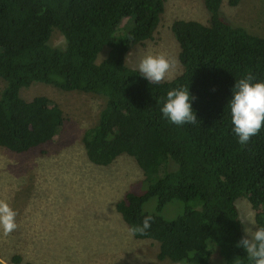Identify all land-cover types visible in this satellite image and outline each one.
<instances>
[{"label": "trees", "instance_id": "16d2710c", "mask_svg": "<svg viewBox=\"0 0 264 264\" xmlns=\"http://www.w3.org/2000/svg\"><path fill=\"white\" fill-rule=\"evenodd\" d=\"M223 1L203 0L209 24L173 22L183 72L150 84L126 57L154 38L165 0H0V147L22 154L63 130L60 106L45 96L25 100L24 88L45 84L104 97L83 137L87 157L100 166L122 154L137 161L148 190L127 191L116 211L137 240L159 243L160 261L211 264L218 252L221 264H249L235 246L245 234L239 198L249 200L256 226H264V128L240 145L226 106L235 79L251 73L264 81V37L223 20ZM55 29L64 48L49 43ZM181 86L196 98L195 124L177 126L160 112L166 92ZM152 198L157 211L148 214L143 206ZM174 201L184 204L183 213L167 220L159 213ZM145 217L149 229L133 233Z\"/></svg>", "mask_w": 264, "mask_h": 264}, {"label": "rangeland", "instance_id": "374dc122", "mask_svg": "<svg viewBox=\"0 0 264 264\" xmlns=\"http://www.w3.org/2000/svg\"><path fill=\"white\" fill-rule=\"evenodd\" d=\"M165 1L154 38L132 47L126 64L138 70L145 55H164L175 61L164 79L172 80L183 72L173 22L194 20L209 24L211 15L203 0ZM229 1H223L220 17L264 37V0H239L236 6ZM49 43L60 48L66 45L58 30ZM106 54L102 53L98 62ZM3 88L0 79V93ZM21 96L28 101L38 96L51 99L63 110L66 122L54 141L28 152L16 154L0 147V200L16 212L17 225L7 234L0 230V264H178L160 261L159 243L137 240L116 211V203L127 191L143 195L148 190L137 161L122 154L110 165L100 166L87 157L83 137L96 125L105 98L45 84L22 89ZM237 207L244 229H254L256 211L249 200L239 198ZM183 208L182 202L174 201L159 214L173 220L183 213ZM143 210L156 213L157 199L147 201ZM221 262L215 252L211 264Z\"/></svg>", "mask_w": 264, "mask_h": 264}, {"label": "clouds", "instance_id": "9594fccd", "mask_svg": "<svg viewBox=\"0 0 264 264\" xmlns=\"http://www.w3.org/2000/svg\"><path fill=\"white\" fill-rule=\"evenodd\" d=\"M174 67L175 61L164 55L148 54L139 61L138 71L150 84H159ZM254 80L251 73L235 79L231 98L226 105L232 133L242 146L247 145L250 139L264 128V81ZM195 99L190 94L189 87L181 86L168 90L160 106L162 117L177 126L197 123V114L193 110ZM15 217L16 212L10 205L0 200V230L5 234L13 231L17 227ZM150 219L145 217L142 226H133L131 231L145 232L150 227ZM244 233L235 246L246 252L249 264H264V226H254V229L247 227Z\"/></svg>", "mask_w": 264, "mask_h": 264}]
</instances>
